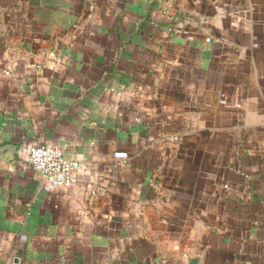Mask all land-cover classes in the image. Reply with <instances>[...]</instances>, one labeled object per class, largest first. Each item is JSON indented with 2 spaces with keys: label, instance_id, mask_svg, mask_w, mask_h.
<instances>
[{
  "label": "crops",
  "instance_id": "obj_1",
  "mask_svg": "<svg viewBox=\"0 0 264 264\" xmlns=\"http://www.w3.org/2000/svg\"><path fill=\"white\" fill-rule=\"evenodd\" d=\"M3 145L0 264H264V0H0Z\"/></svg>",
  "mask_w": 264,
  "mask_h": 264
},
{
  "label": "built area",
  "instance_id": "obj_2",
  "mask_svg": "<svg viewBox=\"0 0 264 264\" xmlns=\"http://www.w3.org/2000/svg\"><path fill=\"white\" fill-rule=\"evenodd\" d=\"M115 158L124 160L128 159L129 155L126 152H118ZM29 162L31 167L44 177L48 189L74 185L84 170L81 162L67 159L63 150L48 145L31 148Z\"/></svg>",
  "mask_w": 264,
  "mask_h": 264
},
{
  "label": "water",
  "instance_id": "obj_3",
  "mask_svg": "<svg viewBox=\"0 0 264 264\" xmlns=\"http://www.w3.org/2000/svg\"><path fill=\"white\" fill-rule=\"evenodd\" d=\"M17 152L18 148L15 145L0 146V166L4 165L8 159H13Z\"/></svg>",
  "mask_w": 264,
  "mask_h": 264
}]
</instances>
